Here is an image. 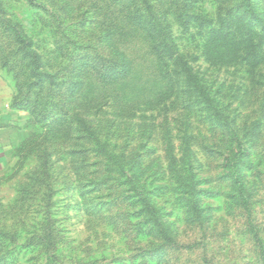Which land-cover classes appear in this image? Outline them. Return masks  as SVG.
Listing matches in <instances>:
<instances>
[{"label":"rangeland","instance_id":"374dc122","mask_svg":"<svg viewBox=\"0 0 264 264\" xmlns=\"http://www.w3.org/2000/svg\"><path fill=\"white\" fill-rule=\"evenodd\" d=\"M88 1L0 0V264H264V0H122L188 63L164 89Z\"/></svg>","mask_w":264,"mask_h":264},{"label":"trees","instance_id":"16d2710c","mask_svg":"<svg viewBox=\"0 0 264 264\" xmlns=\"http://www.w3.org/2000/svg\"><path fill=\"white\" fill-rule=\"evenodd\" d=\"M170 0H167V2L169 3ZM89 3H93L95 6H97L99 9V11H101V13H104L103 16H105L107 19L109 18L110 24L112 27H108V29L106 30L107 34H109L111 37V40H113V38H118V35H123V38L126 40L127 38H130L131 36H137L140 35L141 38L146 39V51L149 54L150 57V67L152 69V75H154L152 78L154 79L155 82L157 83H171V85L168 84H162V89L164 88H168V87H172L175 85L174 82L176 83V78H172L171 75V70L174 71V73L177 74V72H183L184 74L188 75L190 68L187 65L188 63L186 62L185 59H182V57L176 56V55H168L170 60V65L172 67V69H170V71L168 70L169 66L167 67V64H163L164 62V57H166V48H164L160 43V41L158 42V38L160 37L159 32L154 29V27H152L151 25L146 24V20L143 16V14L140 12V9L135 6L132 7L131 9L128 8H124L121 7V5L125 6V3L122 2V0H89ZM121 12V15H118L117 13ZM109 14H111L109 16ZM256 21L260 22L262 24V26H264V24L262 23V20H260V18L256 17L255 18ZM110 26V25H109ZM140 33V34H138ZM132 34V35H130ZM247 34L249 39H251L252 37H257V34L254 33L253 30V26L252 25H248V29H247ZM219 37H223L224 35L219 33ZM215 38V37H214ZM133 39H131L130 41L128 40L127 43H130ZM115 49L118 50V48L115 46ZM264 50V49H263ZM262 51V50H261ZM260 51V52H261ZM255 51H253L251 54H249L248 56H244L243 58L239 57V58H235V57H231L228 55V57H216L215 54H213L210 58L209 61L210 62H216V64L221 65L222 63H227V62H231V63H240V62H249V65L252 67H255L262 59V56L259 53H255ZM118 53V52H117ZM165 53V55H164ZM170 54V53H169ZM119 56H120V65H118L120 67L119 71H115L114 73H112L110 75L111 79H118L122 80L123 77L126 75L127 70L130 68L131 62L127 61V54L120 51L119 52ZM248 57H250L251 59H248ZM215 60V61H212ZM186 65V67L184 66ZM171 72V73H170ZM98 78H102L105 79L106 75H99L97 76ZM128 77V76H127ZM127 77L125 79H127ZM124 79V80H125ZM100 79H98L97 81H99ZM120 81L117 83L116 88L114 89V96L117 97L118 99L121 100V102H128L131 97L127 100H122V98L124 97V94L122 95V93H119L118 90L120 89V87L122 86L123 81ZM187 81L190 82V77L187 76ZM94 81H91V83ZM185 82V81H184ZM94 85H102L101 82H95L93 83ZM86 85V82H84L82 84V86L84 87ZM92 85V84H91ZM92 85V86H94ZM176 86V85H175ZM174 86V87H175ZM160 90L161 93H163V90ZM199 92V96H201L202 101H205L207 103V105H211L212 104V100L209 96H207L206 93H204L203 90H198ZM187 108H192L191 110H197L196 108H193L191 105H186ZM136 110V107H133ZM138 108V107H137ZM207 109H212V105L209 106ZM261 110H264V102L262 101V105H261ZM214 111H216L214 109ZM215 115L217 116V118L219 117L220 113L219 111L215 112ZM214 116V115H213ZM223 123L225 125H228L229 123H227L226 121H223ZM260 124V121L257 119L256 122L253 124L254 128H258ZM235 135V134H234ZM236 138V135H235ZM237 147V149H235ZM235 150H233V154H236L237 152H239V142H237V145H235L234 147Z\"/></svg>","mask_w":264,"mask_h":264}]
</instances>
